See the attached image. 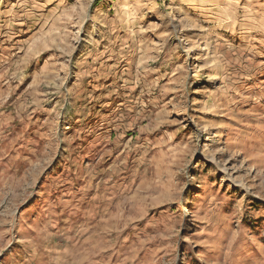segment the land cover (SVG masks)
<instances>
[{
  "label": "rangeland",
  "instance_id": "rangeland-1",
  "mask_svg": "<svg viewBox=\"0 0 264 264\" xmlns=\"http://www.w3.org/2000/svg\"><path fill=\"white\" fill-rule=\"evenodd\" d=\"M0 264H264V0H0Z\"/></svg>",
  "mask_w": 264,
  "mask_h": 264
},
{
  "label": "bare ground",
  "instance_id": "bare-ground-1",
  "mask_svg": "<svg viewBox=\"0 0 264 264\" xmlns=\"http://www.w3.org/2000/svg\"><path fill=\"white\" fill-rule=\"evenodd\" d=\"M186 3L189 6H194V5H197V4H201L202 5L204 3V0H186ZM192 42H193L192 36H189L187 38V40H186V43L190 44ZM199 62H200V56L198 55L197 58H196V63L199 64ZM197 64H196V67L198 66ZM204 131L208 133L209 132V128L206 126L204 128ZM209 140H210V138H209V134H208V135H206V138L204 139V142H207Z\"/></svg>",
  "mask_w": 264,
  "mask_h": 264
}]
</instances>
